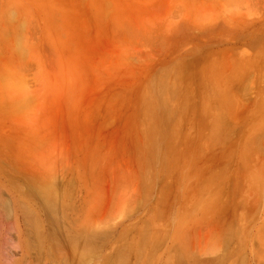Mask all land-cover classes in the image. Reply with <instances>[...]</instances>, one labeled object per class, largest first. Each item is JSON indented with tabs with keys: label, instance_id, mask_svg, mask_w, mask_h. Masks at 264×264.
<instances>
[{
	"label": "rangeland",
	"instance_id": "1",
	"mask_svg": "<svg viewBox=\"0 0 264 264\" xmlns=\"http://www.w3.org/2000/svg\"><path fill=\"white\" fill-rule=\"evenodd\" d=\"M67 263L264 264V0H0V264Z\"/></svg>",
	"mask_w": 264,
	"mask_h": 264
},
{
	"label": "bare ground",
	"instance_id": "2",
	"mask_svg": "<svg viewBox=\"0 0 264 264\" xmlns=\"http://www.w3.org/2000/svg\"><path fill=\"white\" fill-rule=\"evenodd\" d=\"M60 192H61V191H60ZM51 193H52V192H51ZM59 196H60V195H59ZM59 198H60V197H59ZM32 225H33V224H32ZM88 227H89V226H88ZM88 227H87V228H88ZM93 229H94V228H93ZM52 231H53V230H52ZM88 231H90V230H88ZM35 235H36V234H35ZM74 239H75V238H74ZM37 241H38V240H37ZM40 243H41V242H40ZM39 245H40V244H39ZM60 249H61V248H60ZM89 250H90V252L93 254V252H92L93 250H92L91 248H90ZM85 252H87V251H85ZM58 253H60V252H58ZM64 253H65V252H64ZM63 255H65V254H63ZM86 255H89V254L86 253ZM51 256H52V255H51ZM59 256H60V255H59ZM75 256H77V254H76ZM84 256H85V255H84ZM52 257L54 258V256H52ZM68 257H69V255H68ZM86 257H87V256H86ZM60 258H61V257H60ZM62 258H63V257H62ZM75 259H76V258H75ZM73 260H74V259H73ZM86 260H87V259H86ZM78 261H79V260H78ZM81 261H82V260H81ZM67 262H68V261H67ZM79 262H80V261H79ZM79 262H78V263H79ZM82 262H83V261H82ZM64 263H65V262H64ZM68 263H70V262H68ZM68 263H67V264H68ZM72 263H73V262H72ZM81 264H82V263H81Z\"/></svg>",
	"mask_w": 264,
	"mask_h": 264
}]
</instances>
